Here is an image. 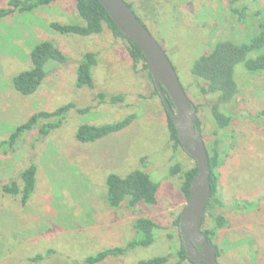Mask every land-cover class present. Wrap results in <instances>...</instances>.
Listing matches in <instances>:
<instances>
[{
    "label": "rangeland",
    "instance_id": "rangeland-1",
    "mask_svg": "<svg viewBox=\"0 0 264 264\" xmlns=\"http://www.w3.org/2000/svg\"><path fill=\"white\" fill-rule=\"evenodd\" d=\"M9 0H0V8ZM148 26L171 62L191 100L199 131L210 152H217V192L202 229L213 230L217 264H264V72L236 69L238 94L225 106L227 128L215 126L212 100L202 95L190 75L193 62L220 39L246 40L264 22V0H125ZM82 24L75 0H55L29 12L0 20V264H82L91 255L141 239L133 228L139 217L162 227L153 242L97 264H136L166 257L179 261L178 228L173 225L185 205L180 187L194 160L169 139L161 98L142 63L135 64L127 42L103 25L97 35L60 34L50 23ZM53 41L66 62L49 61L47 75L31 96L19 94L12 78L28 70L30 52ZM96 54L92 87L76 86L83 54ZM104 99H100L99 95ZM119 96L120 101L110 98ZM72 104L46 136L39 129L55 119L39 120L9 146L16 128L34 113ZM132 117L117 133L92 143L76 139L80 125L101 126ZM34 165L35 187L25 204L2 187L16 182ZM178 167V172L171 173ZM134 170L158 184L154 205L112 208L105 201V178ZM225 225L216 227L213 217ZM36 258V259H35ZM180 264H192L183 260Z\"/></svg>",
    "mask_w": 264,
    "mask_h": 264
},
{
    "label": "trees",
    "instance_id": "trees-1",
    "mask_svg": "<svg viewBox=\"0 0 264 264\" xmlns=\"http://www.w3.org/2000/svg\"><path fill=\"white\" fill-rule=\"evenodd\" d=\"M53 1L55 0H9L6 7L0 8V20L14 12H29L37 7L47 6ZM126 4L137 19L144 24L135 14L131 5L128 2H126ZM75 9L78 16L83 21L82 24H61L52 22L50 23L51 29L60 34L88 37L99 34L103 29V25H105L113 36L122 38L127 42L128 52L133 62L135 64L141 62L143 69L148 71L141 50L117 28L106 9L98 0H75ZM144 26L146 27V25ZM210 46L211 47L208 51L193 62L190 69V75L200 93L212 100L209 111L215 126L219 129H225L230 123V116L226 114L224 107L232 103L238 94V75L236 78V69L240 68L243 70L242 72L246 73L264 72V22H258V32L248 37L246 40H242V42L230 39H220L212 43ZM29 58L31 67L28 70L18 73L12 78L14 89L23 96H31L39 89L47 75L46 64L49 61H54L59 64H64L66 62L65 54L53 41L50 40H44L37 43L31 50ZM96 61V54L92 52H86L83 54V57L76 68L75 83L77 87H92L93 81L91 71L96 64ZM148 75L151 78L149 72ZM154 93L159 96L155 86ZM99 97L101 100L104 99V96L101 94ZM120 100L121 97L119 96L110 98V101L113 103ZM72 107V104H67L52 112L40 111L34 113L25 123L16 128L6 143L9 144V146L12 145L21 134L30 131L41 119H55L54 122H47L41 125L39 132L43 136H46L50 130L58 127L63 120L65 113ZM164 112L167 119L169 139L173 143L174 148L180 147L175 127L171 118L167 115L165 108ZM131 121L132 117H127L122 121L101 126L83 124L80 125L76 131V139L82 143H92L110 134L120 132L125 129ZM196 129H199L197 121ZM207 152L211 169V194L207 202L206 211L212 208V201L217 192V179L214 171L219 165L217 152L210 154L208 149ZM176 172H178V167L171 170L172 174H175ZM35 173V166L30 165L19 175L22 183L21 191H19L16 182H12L11 184L2 187L3 192L12 196L20 194V201L22 204H25L34 191ZM195 173L196 165L183 173V181L180 191L185 200L188 197L190 184ZM105 186V201L107 205L112 208H118L122 203H126V206L129 208H134L140 203L154 205L157 201L158 184L152 182L149 176L140 170L131 171L124 177L114 173L108 174L105 178ZM213 220L216 223V227L220 228L225 225V221L221 216H215L213 217ZM178 224L179 216L173 222V225L177 228ZM203 224L204 220L202 227ZM133 228L141 235V239L130 241L123 247H111L99 251L94 255L88 256L82 264H97L105 260L107 257L123 256L132 248L146 247L153 242V232L162 229V227L156 224L153 220L145 217L137 218L133 223ZM201 231L205 237L213 243L212 236L214 231L203 229H201ZM176 254L179 261L174 264H180L183 260H189L185 254V248L181 239L180 247L176 251ZM136 264H167V258L156 257L138 261Z\"/></svg>",
    "mask_w": 264,
    "mask_h": 264
},
{
    "label": "water",
    "instance_id": "water-1",
    "mask_svg": "<svg viewBox=\"0 0 264 264\" xmlns=\"http://www.w3.org/2000/svg\"><path fill=\"white\" fill-rule=\"evenodd\" d=\"M98 1L117 28L141 50L153 85L175 127L180 148L195 162L196 173L178 224L185 254L193 264H217L216 247L201 231L211 194V169L205 142L196 129L195 108L162 46L137 19L125 0Z\"/></svg>",
    "mask_w": 264,
    "mask_h": 264
},
{
    "label": "flooded vegetation",
    "instance_id": "flooded-vegetation-1",
    "mask_svg": "<svg viewBox=\"0 0 264 264\" xmlns=\"http://www.w3.org/2000/svg\"><path fill=\"white\" fill-rule=\"evenodd\" d=\"M145 25V24H144ZM149 27L147 26V29H148Z\"/></svg>",
    "mask_w": 264,
    "mask_h": 264
}]
</instances>
